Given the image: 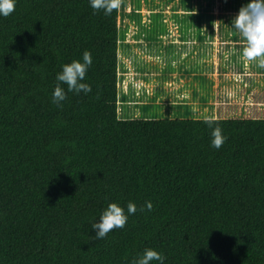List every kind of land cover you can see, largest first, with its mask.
I'll list each match as a JSON object with an SVG mask.
<instances>
[{"label": "trees", "instance_id": "obj_1", "mask_svg": "<svg viewBox=\"0 0 264 264\" xmlns=\"http://www.w3.org/2000/svg\"><path fill=\"white\" fill-rule=\"evenodd\" d=\"M248 2L230 0L223 11ZM122 14L89 0H17L0 16V264H132L146 248L165 264H264V115L214 118L227 136L219 149L192 109L183 119H121L118 97L124 107L134 98L119 75ZM132 17L138 38L169 33L161 12L150 23ZM213 17L201 11L176 23L201 41ZM85 50L92 91L54 104L56 74ZM182 53L170 48L166 58ZM196 65L163 72L206 80ZM129 201L137 212L97 240L91 223L109 203Z\"/></svg>", "mask_w": 264, "mask_h": 264}, {"label": "rangeland", "instance_id": "obj_2", "mask_svg": "<svg viewBox=\"0 0 264 264\" xmlns=\"http://www.w3.org/2000/svg\"><path fill=\"white\" fill-rule=\"evenodd\" d=\"M230 0H140L141 6L137 7V0H121L123 14L119 15V24L126 28V38L120 42L118 55L125 62L126 68L119 75H124L125 86L133 85L139 89L143 87L152 95L156 90L160 91L157 99L162 98L167 104L172 96L179 91L178 99L173 103H183L187 96L188 104L184 107L183 114L188 116V109H192L194 116L202 117H255L264 115V68L256 61L248 62L242 56V50L246 46V40L228 21V18L238 13L223 11L224 5ZM141 12L143 23L152 21L153 12H161L163 20L169 22L171 31L161 35L160 38H148L146 31L140 38L137 37L139 27L133 12ZM207 11L214 16L210 21L204 22L206 37L197 40L194 34H187L188 46L181 43L183 32L179 30L176 22L183 21L189 13ZM180 14L183 18H175ZM227 14L228 17H222ZM237 36V38H233ZM129 44V46H128ZM184 49L182 55L174 58H166L169 50ZM192 51L193 54L191 53ZM197 62V72L202 74L209 82L201 85L200 80L195 83L197 96H192L194 89H186V75H179L178 71L171 70L174 83L163 80L160 74L169 64L177 68H184ZM263 72V73H262ZM184 74V73H181ZM149 76L148 79H144ZM140 84H138V83ZM232 88L224 92V88ZM226 95V96H225ZM189 96V97H188ZM246 96V98H245ZM122 105V104H121ZM129 106L119 108L130 111ZM211 111V112H210ZM175 115L177 112H174ZM144 110H138L135 118L147 116ZM132 114L125 119L130 118ZM124 119L122 115H119Z\"/></svg>", "mask_w": 264, "mask_h": 264}, {"label": "clouds", "instance_id": "obj_3", "mask_svg": "<svg viewBox=\"0 0 264 264\" xmlns=\"http://www.w3.org/2000/svg\"><path fill=\"white\" fill-rule=\"evenodd\" d=\"M89 3L94 10H103L105 15H111L113 10H117L121 6V0H89ZM16 4L17 0H0V16L7 17L12 14L15 11ZM232 26L238 30L247 42L242 50L243 58L248 62L256 61L260 67L264 68V0H249L233 18ZM92 63L93 57L90 51L85 50L82 60H72L70 63L62 65V70L56 74L58 83L52 93V102L54 104L62 106V102L67 99L69 92L77 94L83 92L87 94L92 91V86L84 82ZM65 84L67 85L66 90L62 86ZM124 87L125 89L128 88V86H125V82ZM135 97L136 99H133L132 103L127 105L131 109L130 111L127 112L124 109L118 108V114L122 115L124 119L130 113L132 114L130 118L135 119L138 110H142V106L148 104L137 94H135ZM118 99V104L122 106L121 97H118ZM174 112L168 114L146 112L148 114L143 119H183L179 112L176 115ZM205 123L212 128L211 146L219 149L227 140V136L222 133V129L216 124L214 117H206ZM146 207L148 210H151L153 207L152 202L148 201ZM141 211H143V208H141ZM136 212L137 205L132 201L128 202L126 209L116 202L109 203L102 211L99 220L91 223V227L96 230L94 237L97 240L103 239L114 229L123 228L129 219V215ZM166 259V255L162 252L153 248H146L142 255L132 261V264H165Z\"/></svg>", "mask_w": 264, "mask_h": 264}, {"label": "crops", "instance_id": "obj_4", "mask_svg": "<svg viewBox=\"0 0 264 264\" xmlns=\"http://www.w3.org/2000/svg\"><path fill=\"white\" fill-rule=\"evenodd\" d=\"M179 26V30L183 32V37L182 39L180 40L182 44H186V46L190 45L189 44V40H186V37H190L188 36L187 34H192L190 32H192V25H181V24H178ZM169 32L171 31V29L169 28V25H168V29H167ZM207 36V35H206ZM184 50V49H182ZM183 54V53H182ZM180 76H182L181 74H179ZM160 76L162 77L163 80H167L169 81L171 84L174 83V79H173V76L172 74H169V73H165L163 72L162 74H160ZM187 76V81H186V89H194V92L192 93V96L196 97L197 96V93H196V89L193 88L195 83H197L199 80L201 82V85H203L205 87V85L209 82V80H201V79H195L193 76ZM138 83V82H137ZM140 84V83H138ZM128 89H130V91L134 94V98L133 99H136L135 97V94H137L138 96L142 97V99H144L146 102H148V104L151 105V111L153 113H163V114H168V113H172L174 111L176 112H179L180 113V116L181 117H185V115L183 114V110H184V107L186 106H191L188 104V101L186 99L187 96L184 97V102L183 103H173L172 101L178 99V95H179V91L174 94L172 96V98L170 99V101L166 104L162 98H158L159 94H160V91L157 93V92H154L152 95L146 90L145 87H143L142 89H139L137 87H135L133 85V83L131 82L130 85H128ZM232 90V88H224L222 90V94L221 96H224V92H226L227 90ZM226 96V95H225ZM189 97V96H188ZM246 98V96H245ZM211 112V111H210ZM218 118V117H217Z\"/></svg>", "mask_w": 264, "mask_h": 264}]
</instances>
